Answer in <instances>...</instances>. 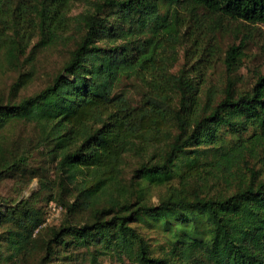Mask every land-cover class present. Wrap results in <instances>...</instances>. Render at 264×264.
Masks as SVG:
<instances>
[{
  "label": "trees",
  "instance_id": "1",
  "mask_svg": "<svg viewBox=\"0 0 264 264\" xmlns=\"http://www.w3.org/2000/svg\"><path fill=\"white\" fill-rule=\"evenodd\" d=\"M71 1L0 0V54L11 60L35 36L34 45L46 47L62 41L71 24L81 31L50 83L17 103H0V132L11 121L33 122L58 157L59 186L77 192L67 212L92 208L90 221L52 231L39 264L68 245L129 264H264V178L249 165L264 157V73L248 90L236 91L228 80L221 99L202 105L198 83L183 70L170 74L161 56L180 41L197 10L264 24V0H84L88 9L74 16ZM241 56V45H230L227 68H237ZM133 76L145 85L137 104L116 89ZM169 121L174 133L165 129ZM163 142L134 170L136 199L104 206L99 199L117 184L123 155ZM24 161L4 156L0 172ZM219 175L240 178L241 185L232 194L187 191L191 180ZM173 178L180 191L148 202L151 186ZM41 222L24 200L0 211L8 258ZM142 222L162 228V239H153L157 246L140 230Z\"/></svg>",
  "mask_w": 264,
  "mask_h": 264
},
{
  "label": "rangeland",
  "instance_id": "2",
  "mask_svg": "<svg viewBox=\"0 0 264 264\" xmlns=\"http://www.w3.org/2000/svg\"><path fill=\"white\" fill-rule=\"evenodd\" d=\"M84 0H72L70 15L74 16L88 9ZM182 36L173 47L165 46L161 56L170 74L177 75L183 70L186 77L198 83L200 102L206 100L216 102L223 96V89L228 80L233 83L236 91L248 90L258 75L264 73V24L246 23L226 17H218L199 9L197 13L185 21ZM64 34L65 38L46 47L34 45L36 36L22 49L18 58L9 59L0 54V103H17L22 98L35 94L50 83L53 77L62 71L70 52L76 46L81 31L71 24ZM230 45H241L242 56L235 69H228L225 63L226 50ZM15 83H18L15 85ZM117 91L124 93L133 104L141 99L145 85L142 79L123 77L117 85ZM179 95L174 94L172 107L178 106ZM174 123L168 122L165 129L174 133ZM153 146L142 153L134 149L126 152L121 161L117 184L108 188L99 199L108 208L114 199H136L137 178L134 170L164 144ZM51 146L40 139L38 126L24 120L7 123L0 132V162L9 154L22 157L25 161L14 166L10 171L0 172V211L8 206L24 200L33 211L41 217V224L25 247L18 251L17 256L8 258L11 247L2 233L0 225V264H39L44 255L43 242L48 239L54 229L62 224L90 221L92 208L76 209L67 212L66 205L75 201L77 192L73 186L61 188L56 175L58 157L50 151ZM264 156V152L261 153ZM263 159V160H262ZM250 159L249 165L258 172V179L264 178V157ZM245 169V168H244ZM248 175V171H247ZM233 177V176H232ZM229 176L193 179L187 185V191H201L232 194L241 185L240 178ZM230 179V181H228ZM117 185H119L117 187ZM182 189L178 178L160 186H151L146 193L148 202L157 204L161 197L170 190ZM127 190V192H125ZM60 210H53L50 203ZM78 205H76L77 207ZM145 236L155 246L154 238L162 239L160 226L149 223H137ZM12 254V253H11ZM44 264H129L108 254H97L94 249L85 246H59L55 253Z\"/></svg>",
  "mask_w": 264,
  "mask_h": 264
},
{
  "label": "built area",
  "instance_id": "3",
  "mask_svg": "<svg viewBox=\"0 0 264 264\" xmlns=\"http://www.w3.org/2000/svg\"><path fill=\"white\" fill-rule=\"evenodd\" d=\"M50 205H51V208L53 209V210H60V208H56V206H55V204H53L52 202L50 203Z\"/></svg>",
  "mask_w": 264,
  "mask_h": 264
}]
</instances>
